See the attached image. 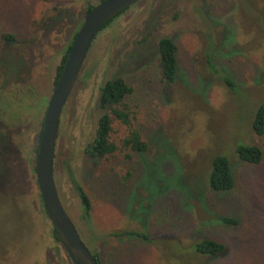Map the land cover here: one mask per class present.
<instances>
[{
    "label": "rangeland",
    "instance_id": "obj_1",
    "mask_svg": "<svg viewBox=\"0 0 264 264\" xmlns=\"http://www.w3.org/2000/svg\"><path fill=\"white\" fill-rule=\"evenodd\" d=\"M100 1L0 0V246L14 248L10 264H72L53 245L34 170L64 52ZM163 37L178 46L174 83L159 75ZM117 78L134 89L128 102L149 149L93 158L86 149L110 113L102 88ZM262 103L264 0H144L100 32L63 109L54 158L62 204L90 251L104 264H264V159L245 165L235 152L241 143L264 151L252 131ZM126 133L114 124L113 140ZM218 155L234 165L227 194L207 188ZM77 186L91 201L88 218ZM199 237L227 253L198 257Z\"/></svg>",
    "mask_w": 264,
    "mask_h": 264
},
{
    "label": "trees",
    "instance_id": "obj_2",
    "mask_svg": "<svg viewBox=\"0 0 264 264\" xmlns=\"http://www.w3.org/2000/svg\"><path fill=\"white\" fill-rule=\"evenodd\" d=\"M104 1L106 0H101L100 3ZM95 6L93 5L88 7L86 16ZM125 12L108 22L100 32L110 27L117 19H119V17L125 14ZM82 23L78 25V28L76 29L71 42L68 44L64 52L61 65L58 68L55 86L57 85V82L63 72V68L69 57L71 47ZM2 40L7 45H12L16 43L17 37L13 34H4L2 36ZM158 53V69L161 81L174 83L176 81L178 73L177 44L171 38L163 37L160 39L158 44ZM223 78L225 83L229 87L235 88V83L233 82V80H231L227 76H224ZM133 93V87L124 78H117L108 81L102 88L101 107L105 110H109L110 113L102 115L99 120L96 137L86 149V153L90 157L108 159L111 157H115L119 152L125 153V156L127 158H130V154H132V152L139 153L148 151V143L142 139L141 132L134 126V119L136 115L135 111L133 110V106H131V104L128 102ZM115 123L124 125L127 128L126 136L120 142L113 140L112 137ZM252 131L253 134L257 137L264 136V103H262L255 111ZM235 152L237 159L245 165L258 166L263 162L264 159V151L257 144L241 143L236 146ZM34 172L36 171L34 170ZM236 183L237 182L234 172V165L232 164L231 159L226 155L216 156L212 160L211 168L207 176V188L209 189V192L214 194H227L235 188ZM77 190L82 200V205L85 212L84 214L86 218H88L92 208L91 201L87 194L81 189V187L77 186ZM4 193L6 194V192ZM8 201L13 204L14 210L20 214V209L18 208V205L15 204L16 201ZM40 203L41 205L43 204L42 199L40 200ZM43 213H46L45 208L43 210ZM222 221L226 224L237 223L231 218H225L222 219ZM52 228L53 229L51 231V236L54 239L53 245H60L57 232L53 226ZM193 245L195 254L198 257H202L205 259L220 258L227 253L226 244L214 238L211 239L206 237H199ZM13 250V247L1 248L0 246V264H10V262H12L11 258ZM91 252L99 262V264H104L99 254L93 251Z\"/></svg>",
    "mask_w": 264,
    "mask_h": 264
},
{
    "label": "water",
    "instance_id": "obj_3",
    "mask_svg": "<svg viewBox=\"0 0 264 264\" xmlns=\"http://www.w3.org/2000/svg\"><path fill=\"white\" fill-rule=\"evenodd\" d=\"M143 0H106L85 17L47 106L36 160V177L46 214L72 264H99L64 208L54 174V158L63 109L83 70L92 43L103 27Z\"/></svg>",
    "mask_w": 264,
    "mask_h": 264
},
{
    "label": "flooded vegetation",
    "instance_id": "obj_4",
    "mask_svg": "<svg viewBox=\"0 0 264 264\" xmlns=\"http://www.w3.org/2000/svg\"><path fill=\"white\" fill-rule=\"evenodd\" d=\"M144 1V0H143ZM141 3V2H140ZM137 5H139V3L137 4ZM137 5H135V6H137ZM135 6H133L132 8H134ZM132 8H130V9H128L126 12H128L129 10H131ZM125 12V13H126ZM66 107V106H65Z\"/></svg>",
    "mask_w": 264,
    "mask_h": 264
}]
</instances>
